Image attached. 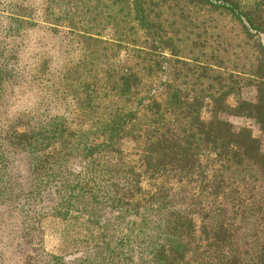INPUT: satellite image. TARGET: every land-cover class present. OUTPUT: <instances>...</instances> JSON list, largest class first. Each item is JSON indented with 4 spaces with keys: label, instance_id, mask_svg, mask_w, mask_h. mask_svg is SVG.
Masks as SVG:
<instances>
[{
    "label": "trees",
    "instance_id": "1",
    "mask_svg": "<svg viewBox=\"0 0 264 264\" xmlns=\"http://www.w3.org/2000/svg\"><path fill=\"white\" fill-rule=\"evenodd\" d=\"M42 15L78 53L55 114L6 100L36 66L0 60V259L264 264V148L221 118L264 132V0H43Z\"/></svg>",
    "mask_w": 264,
    "mask_h": 264
},
{
    "label": "rangeland",
    "instance_id": "2",
    "mask_svg": "<svg viewBox=\"0 0 264 264\" xmlns=\"http://www.w3.org/2000/svg\"><path fill=\"white\" fill-rule=\"evenodd\" d=\"M20 6L26 9L30 8L27 10L29 13H24L23 7ZM42 7L43 0H0V10L13 13L16 16L0 13V60L3 56L15 58L17 62L9 59L13 70L17 68V65L30 70L36 66L29 83L23 88L24 92L15 89L10 92V85L6 91V100L11 102L18 99L21 102V109L28 108L32 102L42 101L44 102L43 107L49 114L62 113L68 102V97L63 93L62 74L78 50L71 42V36L59 33V31H63L61 29L55 32L43 22ZM30 13L31 17L36 19V25L24 17H18V15L28 16ZM167 65V69L170 71L171 64ZM162 79L165 78L162 76ZM254 94L249 86H245L240 97L243 100L254 101ZM228 102L231 105L235 104L234 98H229ZM201 116L203 120H209V108L205 107ZM221 118L229 121L235 127L249 128L252 135L259 140L264 148V132L252 119L225 115H222ZM130 146V143H126L125 150H129ZM58 229L57 225L47 221L42 226L44 250L57 256L61 251L60 235L56 231ZM27 248L30 247L27 246ZM10 257L9 250H4L3 257L0 259L1 264H21L23 259V255L20 256V259Z\"/></svg>",
    "mask_w": 264,
    "mask_h": 264
}]
</instances>
